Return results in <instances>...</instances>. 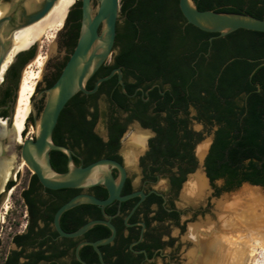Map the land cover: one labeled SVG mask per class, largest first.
Wrapping results in <instances>:
<instances>
[{"label": "flooded vegetation", "instance_id": "obj_1", "mask_svg": "<svg viewBox=\"0 0 264 264\" xmlns=\"http://www.w3.org/2000/svg\"><path fill=\"white\" fill-rule=\"evenodd\" d=\"M129 1L131 6L137 3ZM74 2L70 13L78 10L79 17L72 20L67 14L55 39L57 55L47 59L33 93V107L38 111L44 104V90L56 80L76 44L80 1ZM123 18L124 14L118 15L110 55L87 78L84 87L92 89L99 78L115 68L121 71L122 84L114 72L95 91H77L64 104L56 122L60 125L59 144L71 150L74 165L84 166L99 158L118 162L123 172L120 195H132L113 199L103 209L90 203L77 204L61 213L59 226L64 232H72L90 220L101 219L113 226V238L97 246L100 258L89 242L109 236L112 230L108 225L93 224L82 234L67 237L57 231L53 221L58 207L78 193L107 198L108 190L103 184L50 189L42 186L27 166L18 175L21 167L10 164L9 172L0 177V264H210L220 250L217 196L244 182L251 183L240 181L243 172L251 171L248 157H236L230 164L232 177L224 174L227 154L222 152L219 139L228 134L237 147L245 123L237 115L224 116L223 109H237L239 97L244 104L250 92L260 91L259 83L251 76L264 65V56L238 55L236 41L228 37L229 33L219 36L210 32L197 41L186 37L172 50L171 59L189 61L193 67L182 87L174 88L162 77L138 82L128 73L132 68L118 56L116 35ZM71 24H77L73 37L69 33ZM34 43L16 54L5 72L0 87L1 118L9 115L19 72L25 65L22 62L33 58ZM236 59L254 63L246 77L245 85L250 90L236 94L234 84L224 97L216 86L225 76L224 67ZM214 62H218V69L209 73L211 82L206 83L207 73L199 71L196 64L206 68ZM102 115L103 136L95 131ZM28 121L33 122L32 114ZM72 125L97 135L104 145L103 153L95 157L87 152L83 138L75 139L65 129ZM49 160L54 171L66 170L65 153L51 150ZM110 173L114 180L120 177L116 167H110ZM196 178L202 180L198 187L193 184ZM188 184H193L198 196L181 197ZM16 185L20 187V210L7 217L4 203L10 188Z\"/></svg>", "mask_w": 264, "mask_h": 264}, {"label": "water", "instance_id": "obj_2", "mask_svg": "<svg viewBox=\"0 0 264 264\" xmlns=\"http://www.w3.org/2000/svg\"><path fill=\"white\" fill-rule=\"evenodd\" d=\"M54 1L55 0H8L6 11L0 17V65L10 48L12 32L42 17L50 9ZM79 1L80 24L76 44L56 80L51 86L44 90V104L40 111L33 107V96L30 97L29 114H32V126L34 127L35 133L33 137H24L22 142L19 143V157L36 175L39 182L44 187L50 189L84 188L103 184L107 188V198H98L87 193H78L70 197L58 207L53 216L57 231L61 235L67 237L80 235L93 224L108 225L112 230L109 236L100 238L94 242H89L95 247L100 257L97 246L112 240L114 228L111 224L101 219H95L82 224L75 231L64 232L59 226L58 219L63 211L80 203L94 204L103 209V207L113 199L123 200L132 196L120 195V187L123 180L122 168L118 162L107 158L96 159L84 166L74 165L71 159V150L64 145L54 143L52 140V132L64 104L77 91L85 93L95 91L98 84L102 80L109 78L114 72H117L119 82L122 84L120 78L121 71L119 68H115L107 75L99 78L92 89L87 90L84 87L87 78L110 55L115 38L119 4L118 0ZM178 8L187 23L202 31L217 33L219 36H223L237 29L264 32V18H259L247 13L198 9L193 0H178ZM28 48L16 52L15 55ZM15 55L11 62L14 60ZM7 68L3 73V78ZM35 87L36 84L34 90ZM16 92L17 88L9 115L7 118H4L8 129L12 119ZM7 144L8 138L4 137L0 140V159L6 158L10 153V150L6 148ZM12 146H14V143ZM51 150L61 151L67 155V167L64 172H56L51 167L49 160V152ZM110 167L119 169L120 177L118 180H114L112 177ZM243 184L257 187L264 193V188L258 184H251L248 182H244ZM237 188L223 191V196L232 194Z\"/></svg>", "mask_w": 264, "mask_h": 264}, {"label": "trees", "instance_id": "obj_3", "mask_svg": "<svg viewBox=\"0 0 264 264\" xmlns=\"http://www.w3.org/2000/svg\"><path fill=\"white\" fill-rule=\"evenodd\" d=\"M198 9H213L224 12H243L259 18H264V0H193ZM129 0H122L120 12L125 15L116 35V43L120 46L118 54L122 63L132 69L128 73L137 78V81L152 80L162 77L164 82H170L174 88L183 86L187 74L193 72L189 61L171 59L172 50L189 37L192 41L206 38L210 32L202 31L187 23L178 8V0H137L136 5L131 6ZM220 6V7H219ZM70 13V10L69 12ZM79 17V11L70 13L74 20ZM186 22V24H185ZM77 24H71L69 33L76 35ZM228 37L236 41L235 51L238 55L248 57L264 56V32H257L245 29H237L228 34ZM174 43H170V41ZM202 48V47H201ZM33 55V51L30 52ZM27 62L25 58L22 64ZM254 63L245 60H233L227 64L223 72L225 76L216 86L223 96L230 94L232 85L235 84L236 94L250 90L246 86L247 74L251 71ZM199 71L207 73L205 82H211L209 73L216 72L218 62L201 68L197 63ZM252 80L260 85V91L250 92L237 109L230 106L223 109V115H237L244 123V132L239 134L237 147L233 144L232 136L222 134L219 139L222 152L227 154L224 159V174L232 177L234 173L230 164L235 160L249 158V173L243 172L240 181L248 180L252 184L264 186V65L258 67L251 76ZM132 86V85H129ZM25 124L29 120V113L25 118ZM3 121V119H2ZM3 123V122H2ZM75 139L83 138L86 151L95 157L100 156L104 151V145L97 135L87 130L79 131L75 126L65 128ZM24 128L21 132L23 133ZM20 134V138H21ZM52 140L60 142V125L56 123ZM55 152V151H52Z\"/></svg>", "mask_w": 264, "mask_h": 264}, {"label": "bare ground", "instance_id": "obj_4", "mask_svg": "<svg viewBox=\"0 0 264 264\" xmlns=\"http://www.w3.org/2000/svg\"><path fill=\"white\" fill-rule=\"evenodd\" d=\"M74 1L55 0L42 17L12 32L10 48L0 65V83L15 53L30 47L46 27L52 28L51 36L53 37L63 24L66 13ZM6 8L7 4L0 0V17L5 13ZM44 58V55L37 53L30 63L35 65V70L29 68L30 64L23 69L17 87L10 127L7 128L4 118V126H0V140L4 137L8 138L6 148L11 152L9 157L0 159V177L4 173L6 175L14 164L12 145L17 143L24 128L25 118L30 113V97L40 77ZM32 130L35 133L33 126ZM201 181L196 178L194 186L199 185ZM193 184L183 187L181 197L187 199L191 196H198L197 190H193ZM222 199L217 200L215 204L217 218L220 220L218 230L222 246L219 247L220 250L216 256L212 257L210 264H264V194L259 188L247 185L228 196H223ZM247 199L249 203L243 204V200ZM255 204L261 207L258 214L250 213L254 211ZM6 207L7 205L4 204V209ZM250 214L252 216L247 217Z\"/></svg>", "mask_w": 264, "mask_h": 264}, {"label": "rangeland", "instance_id": "obj_5", "mask_svg": "<svg viewBox=\"0 0 264 264\" xmlns=\"http://www.w3.org/2000/svg\"><path fill=\"white\" fill-rule=\"evenodd\" d=\"M121 1H122V0H118V4H119V6H120ZM2 3L8 4V0H2ZM120 14H121V13H119V16H120ZM119 24L121 25L120 22H119ZM62 26H63V24H62L61 27L55 32V34H54L53 37L51 36L52 28H51V27H46V28L44 29V31L39 35L37 41L34 43V45H35V54H34V56H35L37 53L42 54V55L45 56V58H44V64H43V67H42V69H41V73H40V77H39V79L37 80L36 85L39 83L40 78H41V76H42V74H43V68H44V65H45L47 59H49V58L54 57V56L57 55L56 48H55V39H56V35H57V34L59 33V31L61 30ZM46 29H47V30H46ZM32 59H33V58H32ZM32 59L29 60V61H27V63H25V65L21 68V70H20V72H19V79H18V82H19V80H20V76H21V74H22L23 69H24L27 65H29V64L31 63ZM29 68L32 69V70H35L36 67H35L34 64H30ZM4 78H5V76H4ZM4 78L2 79V81H1V83H0V87L2 86V84H3V82H4ZM33 93H34V91H33ZM32 96H33V94H32ZM32 96H31V97H32ZM102 114H103V113H102ZM102 118H103V115L101 116L99 122H98L97 125L95 126V131H96L99 135H101V136H103V134H104V128H103V123H102L103 119H102ZM2 119H3V118L0 117V126L3 127V126H4V125H3L4 123H2V122H3ZM25 121H26V119H25ZM33 135H34V133H33V130H32V122L28 121L26 124H25V122H24V131H23V133L21 134V138L19 137L17 143H14V146H13V149H12V151H13V153H14V154L12 153V154L14 155V164H16V168H17L18 166L21 167V168H19L18 175L21 174V173H22V170L25 169V167H26V165H25L24 163L22 164L23 161L19 158V143L22 142V139H23L24 137H26V138H28V137H33ZM10 154H11V152H10ZM10 154H8L7 156L9 157ZM14 164H13V168H15ZM17 164H18V166H17ZM17 180H18V176L16 177V180L14 181L15 184H16ZM242 185H243V184H242ZM242 185H240L237 189H235L234 192H236V191H237ZM10 190H11V192H10V194L8 195V200L6 201V205H7V207H6V213H5V216H7V217H12V216L17 215V214H18V211L20 210V206H19V204H20V199H19V191H20V187H19L18 185H16V186H13L12 189L10 188ZM234 192H232V193H234ZM262 193H263V192H262ZM263 194H264V193H263ZM223 195H224V193H223V192H220L219 195L217 196V199H218V200H219V199H222V198H223ZM227 199H228V198H227ZM222 200H223V199H222ZM243 201H244L243 204L249 203L248 199H247V200H243ZM4 204H5V203H4ZM253 207H254V211H251L250 213L253 212L252 214H255L254 212H256V214H258V213L261 211V210H259V209L261 208V207H259V205L256 206V204H255ZM4 210H5V209H4ZM252 214L248 215L247 217H251ZM243 224H244V223H243Z\"/></svg>", "mask_w": 264, "mask_h": 264}]
</instances>
